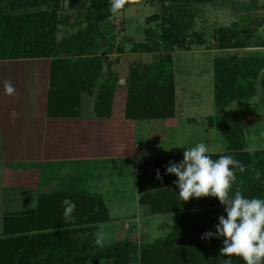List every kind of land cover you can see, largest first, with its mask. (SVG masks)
Listing matches in <instances>:
<instances>
[{"label": "rangeland", "instance_id": "obj_1", "mask_svg": "<svg viewBox=\"0 0 264 264\" xmlns=\"http://www.w3.org/2000/svg\"><path fill=\"white\" fill-rule=\"evenodd\" d=\"M178 1L129 0L126 7L115 14L104 11V20L96 23L99 31L96 57L88 60V62L84 60L85 63H78L75 61L79 60L67 59L65 58L67 54H64L63 59L65 58V60L61 62L63 74L64 71L67 73L70 69H77V71L76 69L74 71L71 70L72 74L70 75L73 76L79 73L81 78L79 80L76 79L75 82L78 81V84H81L85 81L84 84H81L84 86L82 93L88 94L89 97L90 95L92 96V89L86 83L87 79L92 78L91 80H93L95 76V92L93 96H96L106 78H110L113 74H117L120 78L121 82L117 91L119 113L113 117V105L108 109L100 110L95 115L101 123L110 121V119L119 121L122 117L126 121L148 122L150 120L147 117L151 114L163 113L168 109L167 102L165 105L163 100L164 92L156 86L144 85L136 88L133 105L130 110L128 106L129 89L134 86L133 78L137 77L138 73L143 76L144 71H148L150 65H162L163 62H172L176 83V99L174 115L171 118L176 116L177 110V113H179L178 118L181 119V122H185L184 120L189 118L197 120L196 125H193L191 120L189 124L193 126L182 123L181 125L184 127H178L181 132L183 129L188 128L193 131V138H189L179 144L183 149L181 155L141 158L138 161L140 167L135 172L129 170L128 166H124L125 163L122 165L124 170L115 169L109 163L108 171H96L95 173L91 172L90 169L84 170V172L78 169H70L71 171L67 170L66 173L62 171L61 182L69 186L72 183L70 180L77 173L78 178L84 176L81 186L85 188L83 190L85 194L76 193L73 191L74 189L68 190L69 188L60 192L53 191L51 194L39 196L32 211L19 212V209L11 207L12 205L19 207L20 201L28 196L29 192L26 187L18 186L8 189L5 197V213L10 218L8 226L12 228L20 227L27 221L31 228H38L42 225L55 226L58 229L55 231H68L71 237L78 230L82 231L83 228H89L82 223L79 224L84 216V210H77L83 204L85 197H93V199H100L104 203L109 218L107 222L97 224L95 227L97 231L102 229L107 234V239L101 248L107 249L126 240L138 246L137 249L127 252V258L123 257L124 260L122 262L117 261V263L112 262V264H142L140 246L152 244L166 237L180 223L181 213L168 212L171 199L179 195V188L175 183L178 178L174 174H167L166 166L169 161H182L186 148L195 147L198 143L204 142L208 148L214 147L213 140H215L216 144H221V132L215 126L209 124V120H215L219 116L216 113L213 92V70L218 59L229 55L236 54L238 57L240 55V50L223 49V47H231L235 42L230 40L233 37V32H235L234 27L243 33L249 32L250 37H244V34H242L243 37L241 38V40L249 38L248 48L264 44V0H204L203 2L199 0V3L188 2L187 5L190 13H193V17L187 20L184 18V22H182L181 16L178 15L179 7L182 3V1ZM61 3L63 9L59 13V17L63 20L59 26L58 41L76 35L80 30L85 31L89 22L97 14V11H93V8L89 9L87 7L82 10L81 16L78 17L80 13L78 9L70 8L67 1ZM65 17H68L69 21L65 22ZM180 27L187 28L186 30H188L189 34L179 41L176 33L180 30ZM176 40L179 46L174 52H170L169 48L174 45ZM73 44L74 42L69 46ZM259 55H264V53ZM135 73L137 74L135 75ZM63 77L64 79L61 80H65L66 74ZM67 80H69V83L74 81L71 77H68ZM262 83L260 81L257 84V88L261 89V95L258 94L250 100L235 101L226 110V113L230 114L229 116L242 118L246 140L248 141L247 147L248 149H254V151H264V114L260 111L261 108H264V78ZM71 91L68 87L61 86L58 93L69 97ZM76 94H78L77 91L74 95ZM71 96L69 98L70 101L72 99ZM261 98L263 99L261 100ZM89 100L91 101V98ZM248 111L251 115L245 116L244 114ZM87 115L84 113L83 116L86 117ZM222 115L227 116L224 112ZM208 117L210 118L207 119V122H200V120H205ZM70 118L72 117L67 119ZM146 125L150 136L145 138V142L152 148L156 147L150 149V151L158 154H162L160 152L163 151L170 152L172 146H167L164 140L161 143L154 140L155 142L152 143L149 139L153 140V136L159 138L167 132L171 140L173 134L171 127L167 131L165 126H161L160 122L154 121L151 127L152 129L157 128V132L152 131L153 134L152 132L150 134L149 123ZM202 125L206 126L209 133L211 132L209 135L206 136L202 132ZM226 148L228 147L226 146ZM159 149L162 151H159ZM224 153H226V150L219 154L208 155L215 156L223 155ZM157 170H159L162 180L156 179ZM150 179L157 182L152 183ZM91 185L92 190L87 188V186L91 187ZM4 186V180L0 176V237H2V232L4 231L2 219L4 204L2 191L6 190ZM91 191L102 192L103 194L107 192L104 197L105 201L102 196L93 195ZM64 199H69L76 205V209L72 213L75 219L72 221L64 220V205L62 204ZM134 204H137L136 210H134L136 207ZM27 205L29 208L31 203ZM27 207L23 206L21 209H27ZM154 207H157V214L152 213ZM27 216H31V218L24 221ZM151 216L156 217L151 220ZM125 218L129 220L123 223ZM85 237L86 235L81 233L75 238L82 240ZM222 246L223 244L219 246L217 251ZM217 251L205 259L204 264H224V260L229 257L220 256V252L217 253ZM170 252L169 255L172 259L169 264H180L183 258H179L174 250H170Z\"/></svg>", "mask_w": 264, "mask_h": 264}, {"label": "trees", "instance_id": "obj_2", "mask_svg": "<svg viewBox=\"0 0 264 264\" xmlns=\"http://www.w3.org/2000/svg\"><path fill=\"white\" fill-rule=\"evenodd\" d=\"M64 1L69 3L70 8L79 10L78 17L87 7L93 8L97 14L89 22L85 31L80 30L76 35L58 41L59 26L63 20L59 17V13L63 9L61 2L64 3ZM180 1L182 3L178 15L184 22V18L187 20L193 17V13L189 11L188 2L199 3L200 1L179 0L178 2ZM183 5L185 6L182 7ZM110 6V0H0V60L52 59L62 61L67 58L79 60L75 61L78 63H85L84 60L88 62L96 57L98 50L99 31L96 23L104 20V11L111 12ZM66 21H69L68 17H65ZM234 28L235 32L230 40L235 42L231 47H223V49L243 50L248 48L249 38L245 40H241V38L242 34L244 37H250L249 32L243 33L236 27ZM186 29L180 27V30L177 31L179 41L189 34ZM72 42L74 44L69 46ZM177 46L179 44L176 40L174 45L169 48L170 52H174ZM64 54H67V57L63 59ZM172 65V62L150 65L149 70H145L143 76L138 73L137 77L133 78L134 86L129 89L128 106L130 110L136 88L153 85L164 92V104L166 105L167 102L169 110L151 114L147 117L148 120L166 119L174 115L176 83ZM75 69L68 70L67 77L72 79L75 75L73 79L79 80L81 78L79 73L70 75L72 74L71 70ZM263 76L264 57L229 55L218 59L214 68L215 106L219 116L215 120H209V124L221 132L228 148L223 155L210 156L213 160H217L220 156L231 155L245 166L244 172L233 169L236 180L230 195L234 194L237 186H240V190L246 198L264 199V151H246L248 147L242 118L222 115L224 109L233 102L252 99L256 95L257 84L260 81L262 83ZM91 79H87L86 83L92 89V87L95 88V76L93 80ZM67 81L69 82V80ZM120 82L117 74L104 80L96 99V108L99 112L112 107ZM84 83L85 81L82 82V84ZM53 84L57 86L56 82ZM55 88L58 91L60 86ZM83 88L80 91H84ZM256 171L261 174L259 180L254 178ZM150 182L157 181L150 179ZM83 201L77 210H84V216L79 224L82 223L89 228L78 230L71 237L68 231H55L58 230L55 226L42 225L38 228H31V225L26 221L31 216L25 217L24 225L12 228L8 226L10 218L6 216L4 231L0 237V264H112V262H122L124 258H127V252L138 248L129 240L112 245L107 249L96 245L94 243L97 232L95 227L97 224L109 220L107 209L100 199L85 197ZM170 203L168 212L181 213V221L166 237L152 244L140 246L142 264H169L172 259L169 255L170 250H174L179 258H183L180 264H204V260L223 244L224 238L216 240L215 236L209 239H201V237L209 231L215 233L218 217L222 214L226 217L224 206L215 197L192 198L188 202H183L178 195L171 199ZM154 208L152 213L157 214V207ZM81 233L86 237L77 240L75 237ZM178 257L176 258L178 259ZM228 259H231V264H245L240 257L232 256Z\"/></svg>", "mask_w": 264, "mask_h": 264}, {"label": "crops", "instance_id": "obj_3", "mask_svg": "<svg viewBox=\"0 0 264 264\" xmlns=\"http://www.w3.org/2000/svg\"><path fill=\"white\" fill-rule=\"evenodd\" d=\"M260 53H264V44L240 50L239 57H264V55H259ZM65 74V80H67L68 73L64 71L63 74L62 62L52 59L0 60V176L4 180V189H6L2 191L3 224L6 217L5 197L8 189L18 186L26 187L29 192L28 196L20 201L19 207L15 205L11 207L19 209V212L32 211L39 196L51 194L53 191L60 192L69 188L68 190L74 189L76 193L85 194L83 191L85 188L81 186L84 176L78 178L77 173V177L74 176L70 180L73 184L70 183L69 186L61 182L62 171L64 173L70 169L83 172L90 169L94 173L108 171L109 163L115 169L124 170L122 165L125 163L124 166H128L129 170L135 172L140 167L138 161L141 158L181 155L183 149L179 144L193 138V131L190 128L183 129L181 132L178 127L182 126V123L188 126L196 125L197 120L189 118L181 122L177 110L176 116L171 119L132 122L122 117L119 121L110 119V121L101 123L95 115L99 113L96 108L98 94L93 96L95 88L92 87V96L89 97L88 94L80 91L83 85L82 83L79 85L78 81L75 82L76 79L70 83L61 80L64 79ZM4 80H10L15 86V95L8 96L4 93L2 83ZM53 82H56L57 86L63 85L72 90L71 101L70 96H63L55 90L57 86H54ZM76 91L78 94L74 95ZM258 94L261 95L259 88L256 92V95ZM118 100L117 92L113 102V117L119 113ZM227 108L223 112L230 115L226 113ZM260 111L264 114V108ZM83 112L88 115L84 117ZM216 113H218L217 108ZM249 113L248 111L244 115H251ZM69 117L72 118L67 119ZM209 118L200 120V122L205 123ZM191 120L193 125L189 124ZM154 121L160 122L167 131L171 127L172 139H169L167 132L159 138L153 136L156 139H148L152 143L155 141L161 143L164 140L167 146H172L170 152L152 153L150 149L156 147L152 148L146 144L145 138L150 136L146 124L149 123L150 134L152 131L157 132V128L152 129L151 127ZM202 128L206 136L211 133L205 125H202ZM220 136L222 137L221 144H216L213 140L214 147L208 148L207 154H219L227 149L226 140L222 135ZM159 151L162 150L159 149ZM89 186L87 188L92 190V185ZM92 194L102 196L104 199L107 192L104 194L92 192ZM29 203L31 206L28 208ZM134 205H136L134 209L136 210L137 204ZM23 206L27 209H21ZM154 217L151 216V220ZM128 220L125 218L123 223Z\"/></svg>", "mask_w": 264, "mask_h": 264}, {"label": "clouds", "instance_id": "obj_4", "mask_svg": "<svg viewBox=\"0 0 264 264\" xmlns=\"http://www.w3.org/2000/svg\"><path fill=\"white\" fill-rule=\"evenodd\" d=\"M128 2L129 0H110V11L115 14ZM2 83L6 95H15L16 89L10 80H4ZM208 151L204 142L186 148L182 161H169L166 172L178 178L175 183L183 202L192 198L215 197L224 206L226 217L223 214L218 217L215 233L206 232L201 239L223 237V246L219 249L220 256L240 257L245 264H264V199L246 198L240 186L230 195L236 180L233 169L244 172L245 166L231 155L213 160L207 154ZM260 175V172L256 171L254 178L259 180ZM156 179H163L159 170ZM62 204L64 220H74L72 213L76 209L75 203L64 199ZM106 239L107 234L101 229L96 232L94 243L103 247ZM224 264H231V259H226Z\"/></svg>", "mask_w": 264, "mask_h": 264}]
</instances>
